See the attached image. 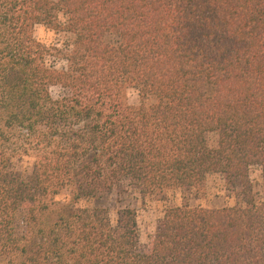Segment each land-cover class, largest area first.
Here are the masks:
<instances>
[{"label": "trees", "instance_id": "obj_1", "mask_svg": "<svg viewBox=\"0 0 264 264\" xmlns=\"http://www.w3.org/2000/svg\"><path fill=\"white\" fill-rule=\"evenodd\" d=\"M253 167L264 190V0H0L5 264H264ZM213 174L239 202L165 205L143 245L133 209L80 204L118 183L189 195Z\"/></svg>", "mask_w": 264, "mask_h": 264}, {"label": "rangeland", "instance_id": "obj_2", "mask_svg": "<svg viewBox=\"0 0 264 264\" xmlns=\"http://www.w3.org/2000/svg\"><path fill=\"white\" fill-rule=\"evenodd\" d=\"M33 35L38 41L43 43H50L56 38H63L56 36L52 30L42 25L35 26ZM50 93L56 97L60 93V88L53 86L50 88ZM126 97L130 104H137L139 101V97L133 89L127 91ZM153 101L154 99L150 97L147 103ZM207 142L209 146L214 147L217 143L216 133H208ZM31 161L32 157L29 156L14 157L11 159L10 168L28 172L31 170ZM249 177L255 197L262 198L264 190L259 169L257 167L251 168ZM64 192L67 193V190ZM184 201H187L192 206L200 205L205 207H222L239 202L236 197L229 196L222 178L213 174L206 177L205 183L198 191H193L189 195H182L178 190L169 191L165 200H159L156 197H143L124 183H118L113 185L111 189L100 192L95 197L82 199L80 204L105 208L112 218L116 217L119 209L127 207L133 209L136 214L140 243L143 245L146 244L149 234L154 231L157 219L162 216L165 205L180 204ZM0 264H5L4 257L0 256Z\"/></svg>", "mask_w": 264, "mask_h": 264}]
</instances>
